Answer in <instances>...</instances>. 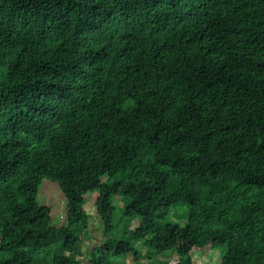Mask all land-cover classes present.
I'll return each instance as SVG.
<instances>
[{
  "label": "trees",
  "instance_id": "1",
  "mask_svg": "<svg viewBox=\"0 0 264 264\" xmlns=\"http://www.w3.org/2000/svg\"><path fill=\"white\" fill-rule=\"evenodd\" d=\"M1 69L0 264H264V0H0Z\"/></svg>",
  "mask_w": 264,
  "mask_h": 264
},
{
  "label": "rangeland",
  "instance_id": "2",
  "mask_svg": "<svg viewBox=\"0 0 264 264\" xmlns=\"http://www.w3.org/2000/svg\"><path fill=\"white\" fill-rule=\"evenodd\" d=\"M4 69L0 70V77L3 76ZM98 190L93 189L87 194L86 205L89 210V226H90V236L86 238L84 241L85 248L91 247L93 243L97 242L100 237L102 236V218L97 211V206L95 204L96 197L98 196ZM38 201L43 205H48L51 207L55 221L62 222L64 221L65 216L67 215V198L62 191V188L58 181L49 179L44 177L41 180L39 192L37 195ZM114 201L119 202L121 201L120 195L114 196ZM120 211L117 212L116 222L114 223L113 234L114 236H119L123 233V229H132L135 228L138 224L136 219H127L124 218L122 214H118ZM183 220V219H182ZM161 259L167 261L170 260L171 262H176L177 258L176 255L169 251L162 253L159 256ZM196 264H200L202 262H207L210 264H216L217 262V255L214 251H205L200 252L195 255ZM128 264H158L160 263L159 260L151 261L148 260L145 256L141 257L139 260H136L132 255H128L127 258Z\"/></svg>",
  "mask_w": 264,
  "mask_h": 264
}]
</instances>
